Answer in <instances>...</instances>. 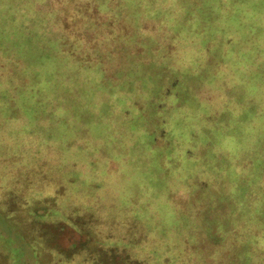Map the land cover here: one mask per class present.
<instances>
[{
    "label": "rangeland",
    "instance_id": "374dc122",
    "mask_svg": "<svg viewBox=\"0 0 264 264\" xmlns=\"http://www.w3.org/2000/svg\"><path fill=\"white\" fill-rule=\"evenodd\" d=\"M79 258L264 264V0H0V264Z\"/></svg>",
    "mask_w": 264,
    "mask_h": 264
},
{
    "label": "trees",
    "instance_id": "16d2710c",
    "mask_svg": "<svg viewBox=\"0 0 264 264\" xmlns=\"http://www.w3.org/2000/svg\"><path fill=\"white\" fill-rule=\"evenodd\" d=\"M66 226H68V225H66ZM74 229V228H73ZM75 230H77L75 233L77 234V232L82 236H84V239L82 240V238L81 239H79V241H76L75 240V238H74V240H72L73 241V243L75 244L74 245V248L77 250V252H75V253H77V255H83V253L85 252V251H87V248H86V244H87V242H89L90 241V236H92L93 237V240L95 239V235L94 234H92V233H87V232H85L84 231V228H82V227H80V228H78V229H75ZM76 241V242H75ZM94 252V251H93ZM108 253L110 254L111 253V250L110 249H108V247H107V249H106V254L108 255ZM87 253L85 252V255H86ZM85 255H83V256H85ZM97 257H99V255H97ZM88 259H90V258H87V260ZM100 259H103L102 257H100ZM83 260V261H82ZM84 261H86L85 259H82V258H79V259H75V260H72V262H74V264H84ZM105 264H108V262H105Z\"/></svg>",
    "mask_w": 264,
    "mask_h": 264
}]
</instances>
